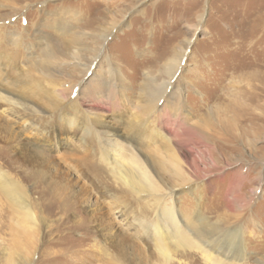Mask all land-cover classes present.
<instances>
[{
    "label": "rangeland",
    "instance_id": "obj_1",
    "mask_svg": "<svg viewBox=\"0 0 264 264\" xmlns=\"http://www.w3.org/2000/svg\"><path fill=\"white\" fill-rule=\"evenodd\" d=\"M0 88L40 112L8 118L0 105V185L16 186L37 221L32 233L0 189V264H162L115 214L139 218L142 203L67 129L76 97L79 121L103 109L121 135L137 112L159 115L131 147L155 156L178 135L195 172L185 169L195 192H176L179 213L241 229L240 264H264V0H0ZM161 160L166 185L180 184ZM201 256L166 264H207Z\"/></svg>",
    "mask_w": 264,
    "mask_h": 264
},
{
    "label": "bare ground",
    "instance_id": "obj_2",
    "mask_svg": "<svg viewBox=\"0 0 264 264\" xmlns=\"http://www.w3.org/2000/svg\"><path fill=\"white\" fill-rule=\"evenodd\" d=\"M114 27L115 25H112L111 28ZM184 57L182 53L170 63L173 72L168 76V82L165 83L162 91L170 90L176 73L180 72L184 66ZM45 60L48 61V56L45 57ZM110 68L108 65L107 75L110 73ZM85 91L89 96L92 94V91L88 89ZM78 100L77 97L75 100H71L69 108L63 112L66 114L63 121L67 129H79L85 139L86 137L90 139L87 146L94 156H98L100 164L109 166L113 178L121 184L126 194L136 196L139 203H142L139 207V218L128 217L122 214L120 209L115 211V214L121 217L120 229L126 231L128 236L143 239L146 244L145 251L154 253L162 264L174 260L176 255L184 254L186 251L198 252L207 264H240L244 258L245 248L244 234L241 229L234 227L233 229H222L223 225L211 223L207 218H202L198 212L189 221L177 209L176 192L180 188L184 187L190 190L188 192L191 194L195 192L194 181L187 175L185 169L192 175H195V172L185 157L180 156L178 147L175 146L178 135L164 138V148L161 153H157L155 156L131 147L132 143L137 144L147 137L151 126L159 124V115L152 110L137 112L132 121L127 124L122 136L118 130L106 125L103 119V109L98 110L92 119L79 121ZM0 105L2 106L1 111L8 118L26 119L31 116L38 117L40 114L38 107L33 102L7 89L0 88ZM69 113L70 115H67ZM174 116L179 117L177 112L174 113ZM165 118L167 117H162V119ZM170 126L164 128L171 131ZM126 153L128 156L124 155ZM161 156L166 158V164L171 168L169 171L180 184L173 187L167 186L160 171L155 169L154 163L157 160L163 163ZM0 176L4 180L7 179L1 173ZM157 185L160 190H157ZM0 189L22 212L33 233L37 221L25 203L26 200L21 191L12 184H1ZM199 199L197 198L196 201L198 204ZM147 200L151 201L150 205L144 203ZM28 247H32V245ZM123 262L121 263L124 264ZM121 263L119 262V264Z\"/></svg>",
    "mask_w": 264,
    "mask_h": 264
}]
</instances>
